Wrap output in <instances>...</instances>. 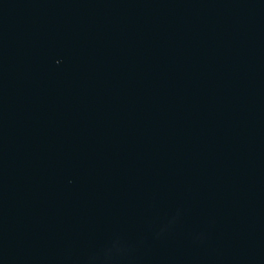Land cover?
<instances>
[{
    "label": "water",
    "instance_id": "95a60500",
    "mask_svg": "<svg viewBox=\"0 0 264 264\" xmlns=\"http://www.w3.org/2000/svg\"><path fill=\"white\" fill-rule=\"evenodd\" d=\"M0 264H264V0H0Z\"/></svg>",
    "mask_w": 264,
    "mask_h": 264
}]
</instances>
